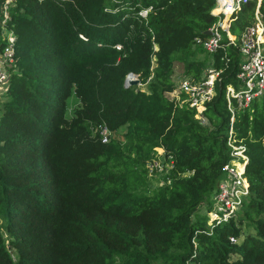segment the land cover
<instances>
[{
  "label": "trees",
  "instance_id": "1",
  "mask_svg": "<svg viewBox=\"0 0 264 264\" xmlns=\"http://www.w3.org/2000/svg\"><path fill=\"white\" fill-rule=\"evenodd\" d=\"M213 3L0 0V46L14 36L0 91V264H264V95L229 122V46L211 55L228 65L203 122L165 94L175 62L194 77L206 64L208 54L190 56L206 53L193 38L214 21ZM252 7L242 4L231 31ZM128 72L146 87L124 86ZM229 126L248 191L228 220L207 223L197 208L212 206ZM156 147L161 170L169 156L171 166L153 187Z\"/></svg>",
  "mask_w": 264,
  "mask_h": 264
},
{
  "label": "built area",
  "instance_id": "2",
  "mask_svg": "<svg viewBox=\"0 0 264 264\" xmlns=\"http://www.w3.org/2000/svg\"><path fill=\"white\" fill-rule=\"evenodd\" d=\"M7 1V0H6ZM252 2L250 10L251 20L238 31L230 30V23L242 4ZM264 0H214L210 13L215 16L211 25L206 28L208 34L197 35L193 38V44L200 46L209 58L202 67L198 76L182 75L174 78L173 87L166 91L168 98L178 105L185 104L193 108V116L203 122V110L206 102L210 101L215 92V85L220 80L224 68L228 65V56L219 55L222 65L216 66L211 57L218 48L229 46L236 50L238 60L233 73V82L224 85V97L226 107L230 112L229 122L233 119L236 108H243L249 103L264 95ZM145 16L146 10L138 11ZM5 15V13H4ZM6 41L0 46V83H6L8 77L7 68L13 63L14 36L11 32L5 33ZM118 47V46H117ZM128 78H137L133 72H128L123 81ZM138 80V78H137ZM141 84L137 82V86ZM4 88L0 87V91ZM102 140L107 138L103 129ZM227 144L229 146V158L221 166V175L212 192V218L213 221H226L235 214L241 205L243 197L248 191V183L244 175L246 154L243 145L234 144L231 138V126L228 130ZM168 167L171 166V158L168 157ZM154 161V160H153ZM152 161V163H153ZM151 163V164H152ZM162 165V163H161ZM234 241L233 237H229Z\"/></svg>",
  "mask_w": 264,
  "mask_h": 264
},
{
  "label": "rangeland",
  "instance_id": "3",
  "mask_svg": "<svg viewBox=\"0 0 264 264\" xmlns=\"http://www.w3.org/2000/svg\"><path fill=\"white\" fill-rule=\"evenodd\" d=\"M190 58H193V59H202V60L205 59L206 60L207 53H204L202 51H196L193 55L190 56ZM205 62H204V64H205ZM152 64H153V62H152ZM180 75H182V72H181V63L175 62L174 63V73H173V76L175 78L176 76H180ZM4 86H5V83L4 82L0 83V87L1 88H4ZM138 87L144 89L146 87V84L141 83V84L138 85ZM70 99H71V97H69L67 99V102H68L69 106H70V103H71V100ZM161 152H162V149L160 147H156L155 148V153L157 154L158 157L155 158V160L153 161L152 164H147V168L145 170L146 171V173H145V179H147L149 181L150 186H153V187L156 186L157 184H160L161 183V181H162V179L160 178L162 176L161 171L165 173L166 170H167V167H168V165H167L168 161H166L164 163V169L161 170V168L163 166L161 165L160 162L164 160V158H162L161 156H159L161 154ZM210 198H211V194L209 195V200H210ZM197 212L200 213V214H205V216H206V222L207 223L210 222L213 219L212 218L213 214H212L211 207H207L206 204H205V202H202L198 206Z\"/></svg>",
  "mask_w": 264,
  "mask_h": 264
},
{
  "label": "water",
  "instance_id": "4",
  "mask_svg": "<svg viewBox=\"0 0 264 264\" xmlns=\"http://www.w3.org/2000/svg\"><path fill=\"white\" fill-rule=\"evenodd\" d=\"M203 33H204V34H208L209 32H208L207 29H205ZM137 82H138L137 78H128L127 80H124V81H123V85H124V86H128V85H136Z\"/></svg>",
  "mask_w": 264,
  "mask_h": 264
}]
</instances>
